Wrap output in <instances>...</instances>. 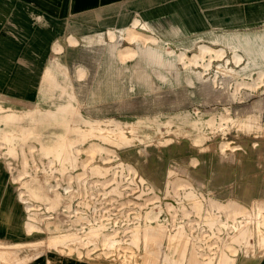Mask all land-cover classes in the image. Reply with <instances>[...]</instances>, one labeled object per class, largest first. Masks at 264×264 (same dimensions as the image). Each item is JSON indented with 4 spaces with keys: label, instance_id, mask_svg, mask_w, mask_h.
<instances>
[{
    "label": "rangeland",
    "instance_id": "obj_1",
    "mask_svg": "<svg viewBox=\"0 0 264 264\" xmlns=\"http://www.w3.org/2000/svg\"><path fill=\"white\" fill-rule=\"evenodd\" d=\"M152 34L156 40L145 47L126 33L124 38L89 35L88 40H103L68 50L52 68L54 85L35 104L40 112L0 116L1 148L38 173L17 177L35 210V225L27 224L29 231L35 228V244H29L35 250L21 257L4 252L0 258L6 264H20L43 249L88 264H160L165 253L180 256L182 251L207 250L206 243L213 240L219 244L244 221L253 230L248 224L239 226L247 233L234 252L227 248V264L262 253L254 232L257 226L264 229V214L253 205L264 201V59L255 48L248 52L224 46L243 42L248 33H219L220 45L209 46L224 48V55L221 49H209L197 63L186 56L205 42L175 33ZM137 44L141 46L132 58L118 59L119 48ZM180 51L186 52L183 60L177 57ZM234 52L241 55L238 62ZM68 103L73 106L69 111L53 109ZM171 116L174 121L167 128ZM201 116L215 125L195 138L189 124ZM141 117L158 118L159 128L148 127V137L140 141L135 126L126 130L133 136L128 138L123 133L127 127L95 121ZM245 118L261 128L245 130ZM26 140L35 143H15ZM230 199L246 207L227 203ZM231 205L241 212L232 217ZM156 227L159 234L146 235ZM178 228L184 233L169 239ZM185 237L203 246L183 248Z\"/></svg>",
    "mask_w": 264,
    "mask_h": 264
},
{
    "label": "crops",
    "instance_id": "obj_2",
    "mask_svg": "<svg viewBox=\"0 0 264 264\" xmlns=\"http://www.w3.org/2000/svg\"><path fill=\"white\" fill-rule=\"evenodd\" d=\"M128 32L137 34L134 39H129L131 42H140L144 47L147 42L156 40L152 33H175L182 38L191 37L196 42H205L199 47L222 49L223 55L224 48L209 46L220 45L217 41L219 33H248L243 42L224 46L244 47L248 52L255 48L257 56L259 50V57L264 59V0H0V116L7 111H35L36 102L41 101L54 85L56 77L52 68L61 63L68 50L94 46L103 40H88L89 35L101 34L102 38L109 35L112 38L116 33L124 38ZM56 44L59 50H55ZM141 45L119 48L116 52L118 59L124 62L132 58L138 52L137 46ZM198 46L193 52L198 51ZM126 48L133 50L132 55H121ZM192 53L186 56V52L180 51L177 57L183 60L184 56L189 57ZM149 56L161 60L160 54L151 52ZM240 58L239 53H233L234 61L238 62ZM258 61L255 59V62ZM72 107L68 103L53 109L66 112ZM147 119L141 117L136 121H121L107 118L95 121L117 122L127 127L123 133L128 138L133 136L131 131L127 134L126 130L135 126V137L140 141L148 137V127L159 128L158 118ZM173 121L172 116L166 119L167 128L172 127ZM244 122L247 131L257 132L261 128L250 118H245ZM213 125V120L201 116L192 120L189 127L195 130L193 137L196 138L202 137ZM3 143L0 141V144ZM11 155L0 146V257L4 252L11 257H21L35 250L34 245H29L35 244L32 239L35 228L30 231L27 228L28 223L35 225V210L26 199L28 191L17 177L38 173H35V168H23L22 160L19 163ZM191 164L196 166L199 160L194 158ZM139 175L144 181L142 174ZM174 178L190 183L182 177L174 175ZM227 203L245 206L241 200L230 199ZM253 206L264 214L263 200H255ZM260 251L262 253L253 260L239 259V264H264V248ZM0 264L6 263L0 258ZM20 264L88 263L81 258H70L43 249L42 253L32 255Z\"/></svg>",
    "mask_w": 264,
    "mask_h": 264
},
{
    "label": "bare ground",
    "instance_id": "obj_3",
    "mask_svg": "<svg viewBox=\"0 0 264 264\" xmlns=\"http://www.w3.org/2000/svg\"><path fill=\"white\" fill-rule=\"evenodd\" d=\"M137 36L136 33H133V32H128L126 33V38L128 39H134L135 37ZM199 47V46H198ZM209 49L208 47H199V53L198 54H195L193 53L191 56H190V59L192 60L193 63H197V57L201 56L203 57V55L207 52H209ZM222 50V49H221ZM219 52V51H218ZM120 53V52H119ZM133 53V50L129 49V48H126V49H123L122 52H121V55L122 56H129V55H132ZM236 54V53H235ZM215 56V55H214ZM239 57V56H238ZM238 59V58H237ZM41 111V108H36L35 109V113L36 112H40ZM9 116L13 117V119H20L21 117L20 114H16V113H8ZM25 115V113H24ZM4 119L7 118V116L5 115L3 117ZM242 128V127H241ZM91 149H94V147H92ZM83 164V163H82ZM99 165V164H98ZM106 165V164H105ZM218 207H219V204H218ZM117 210V209H116ZM241 210H240V207L238 205H231V208H230V211H229V214L235 216V214L237 213H240ZM229 215V216H230ZM224 220V219H223ZM251 222V221H250ZM261 223H262V227L264 228V218H262L261 220ZM243 224L246 225L248 224L247 222L244 221L243 222H240L239 224H237L235 227L237 228H232V231H227V235L222 239L220 238L221 242L219 244L216 245V241L213 240L212 242H209V243H206V248L207 250H196L194 251V249H192L189 253H186L185 251H182L179 255L180 256H172L171 253H165L164 255L168 258V256L171 257V259H167V258H163L160 262V264H183V262H186L187 264H212V262L214 261L215 264H227L229 263L228 260H227V248L228 249H231L232 252H234L236 249H237V246L238 244L236 242L241 241V237H244L245 233H247L246 231V227H239ZM249 227H250V231L253 230V225L251 224H248ZM172 226V225H171ZM239 227V228H238ZM172 228V227H171ZM256 228V227H255ZM254 228V229H255ZM170 229V228H169ZM219 229V228H218ZM220 230V229H219ZM235 230V231H234ZM146 232V231H144ZM161 232V230L159 228H152L150 230V232L146 233L147 236H154L155 234H159ZM220 232V231H219ZM184 233V229L182 228H178L177 229V234L176 235H172V234H169L168 237L169 239H172V238H179V236H181L182 234ZM253 232H251L252 234ZM256 233V237L258 239V245L260 248H264V229L261 228V226H257V228L255 229V232ZM251 234L248 233V238H251ZM144 235V234H142ZM184 236V235H183ZM132 236H130L131 238ZM167 237V238H168ZM133 238V237H132ZM217 238V236H216ZM219 238V237H218ZM245 238V237H244ZM181 239V238H180ZM186 240H184L183 244L181 243V245L183 246V248H187V247H202L203 244L201 242L197 243V246H194L193 244H190L188 243V240H187V237H185ZM151 240V239H150ZM218 240V239H216ZM248 240V239H247ZM117 241V240H116ZM131 241V239L129 240ZM137 242V240H134ZM153 243V242H152ZM70 244V243H69ZM250 244V243H249ZM135 245V244H134ZM216 245V246H215ZM240 245V244H239ZM251 245V244H250ZM65 246V245H64ZM110 246V244H109ZM73 249V248H72ZM211 250L212 252H209L208 251ZM69 250V249H68ZM74 250V249H73ZM216 251V253H214ZM70 253V252H68ZM7 254V253H6ZM5 256V255H4ZM204 256V257H203ZM29 257V256H28ZM7 260V259H6ZM27 260V259H26ZM151 263H156V260L152 261Z\"/></svg>",
    "mask_w": 264,
    "mask_h": 264
}]
</instances>
